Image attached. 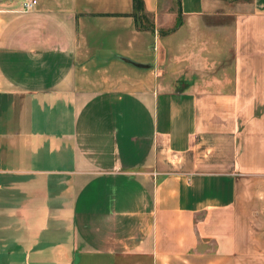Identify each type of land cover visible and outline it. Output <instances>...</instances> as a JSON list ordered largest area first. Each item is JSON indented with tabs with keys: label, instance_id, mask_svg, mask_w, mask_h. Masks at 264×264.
Returning a JSON list of instances; mask_svg holds the SVG:
<instances>
[{
	"label": "crops",
	"instance_id": "0c3cea01",
	"mask_svg": "<svg viewBox=\"0 0 264 264\" xmlns=\"http://www.w3.org/2000/svg\"><path fill=\"white\" fill-rule=\"evenodd\" d=\"M0 0V264H264V0Z\"/></svg>",
	"mask_w": 264,
	"mask_h": 264
},
{
	"label": "trees",
	"instance_id": "16d2710c",
	"mask_svg": "<svg viewBox=\"0 0 264 264\" xmlns=\"http://www.w3.org/2000/svg\"><path fill=\"white\" fill-rule=\"evenodd\" d=\"M135 17L137 22L140 24L142 22V26L145 28H151V26H147L144 24L145 17V0H133Z\"/></svg>",
	"mask_w": 264,
	"mask_h": 264
},
{
	"label": "built area",
	"instance_id": "2783aa9c",
	"mask_svg": "<svg viewBox=\"0 0 264 264\" xmlns=\"http://www.w3.org/2000/svg\"><path fill=\"white\" fill-rule=\"evenodd\" d=\"M37 3H38V0H24L23 10L30 11L37 5Z\"/></svg>",
	"mask_w": 264,
	"mask_h": 264
}]
</instances>
